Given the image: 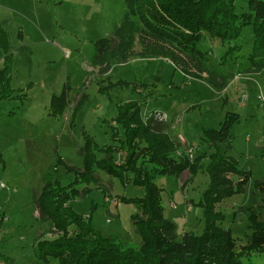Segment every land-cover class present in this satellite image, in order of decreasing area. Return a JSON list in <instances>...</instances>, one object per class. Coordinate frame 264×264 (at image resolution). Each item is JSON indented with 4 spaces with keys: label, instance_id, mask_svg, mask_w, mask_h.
I'll use <instances>...</instances> for the list:
<instances>
[{
    "label": "rangeland",
    "instance_id": "rangeland-1",
    "mask_svg": "<svg viewBox=\"0 0 264 264\" xmlns=\"http://www.w3.org/2000/svg\"><path fill=\"white\" fill-rule=\"evenodd\" d=\"M248 1L234 0L236 13L246 12ZM126 13L123 0H0V28L7 35L11 57L8 86H0L8 95L0 101V264H40L36 244L52 241L55 235L52 223L39 219L35 199L46 182L73 187L75 170L83 168L79 150L87 136L97 149L119 148L113 141L123 131L114 117L127 103L136 102L144 119L153 117L167 126L177 144L171 155L175 160L185 157L191 163L201 158L192 177L182 172L177 178L154 180L163 189L164 216L174 223L177 240L184 233L202 231L197 204L209 183L205 153L212 151L204 132L218 129L226 112L240 116L231 131L228 155L250 172L252 181L264 176V78L243 74L237 65V58L250 51L251 27H244L236 42L240 53L226 62L221 61L226 44L203 41L210 67L228 79V86L217 91L205 79L182 77L162 58L132 57L101 73L92 63L95 43L112 38ZM3 55L0 49V68ZM64 88L68 106L61 116H51L50 100ZM94 144L90 143L92 152ZM95 154L97 159L104 156L102 150ZM93 170L94 180L77 187L71 207L90 217L103 238L136 249L140 237L131 216L140 211L121 199L140 198L143 189ZM248 197L246 190L216 207L224 216L223 228L240 247L251 234L239 210ZM240 261L264 264V253L248 252Z\"/></svg>",
    "mask_w": 264,
    "mask_h": 264
},
{
    "label": "trees",
    "instance_id": "trees-1",
    "mask_svg": "<svg viewBox=\"0 0 264 264\" xmlns=\"http://www.w3.org/2000/svg\"><path fill=\"white\" fill-rule=\"evenodd\" d=\"M123 1L127 13L113 37L95 43L92 63L101 73L108 72L111 64L126 63L132 57L162 58L182 77L205 79L213 89L221 91L228 86V79L210 67L203 41L226 44L221 56V61L226 62L240 53L241 47L236 42L243 28L249 26L252 45L245 57L237 58V65L243 74L264 78V0H249L248 10L239 14L233 6L234 0ZM0 49L4 52L0 86L5 87L10 79L11 57L7 55V35L1 28ZM7 97L0 92V101ZM67 106V89L64 88L59 96L51 98L50 115L61 116ZM79 107L74 109L72 117ZM152 118L144 119L136 102L119 107L114 120L123 133L113 141L119 148L97 149L87 136L89 140L86 139L79 150L83 168L75 170L73 187H61L55 181L44 184L35 199L37 214L41 221L52 223L55 237L36 244L40 264H47L49 259L58 260V264H241L240 258L245 253H264V176L252 181L250 172L240 169L236 160L228 155L231 131L240 116L226 112L218 129L204 132L205 142L212 151L205 153L209 154V183L197 204L202 210L203 228L199 235L184 233L180 240H177L174 223L164 216L163 189L154 180L177 178L182 172H189L192 177L201 158L196 157L191 163L185 157L175 160L171 155L177 150L176 142L170 137L167 126ZM117 149L123 154L118 155ZM98 150L103 151L101 159L95 156ZM93 168L143 189L140 198L121 199L123 203L135 204L140 211L131 216L140 237L136 249L103 238L93 228L90 217L71 207L77 187L94 180ZM246 190H249L247 203L239 210L251 234L240 247L236 246L231 232L223 228L225 219L216 207L228 198L246 194Z\"/></svg>",
    "mask_w": 264,
    "mask_h": 264
},
{
    "label": "built area",
    "instance_id": "built-area-1",
    "mask_svg": "<svg viewBox=\"0 0 264 264\" xmlns=\"http://www.w3.org/2000/svg\"><path fill=\"white\" fill-rule=\"evenodd\" d=\"M259 98H261V97H259ZM3 187V186H2Z\"/></svg>",
    "mask_w": 264,
    "mask_h": 264
},
{
    "label": "crops",
    "instance_id": "crops-1",
    "mask_svg": "<svg viewBox=\"0 0 264 264\" xmlns=\"http://www.w3.org/2000/svg\"><path fill=\"white\" fill-rule=\"evenodd\" d=\"M52 227V226H51Z\"/></svg>",
    "mask_w": 264,
    "mask_h": 264
}]
</instances>
